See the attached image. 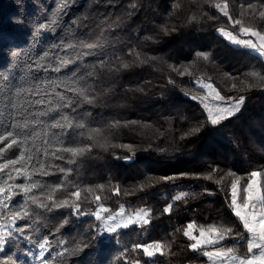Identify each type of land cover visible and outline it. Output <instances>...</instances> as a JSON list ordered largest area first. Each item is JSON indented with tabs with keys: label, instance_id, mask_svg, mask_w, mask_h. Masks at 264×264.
Here are the masks:
<instances>
[{
	"label": "trees",
	"instance_id": "obj_1",
	"mask_svg": "<svg viewBox=\"0 0 264 264\" xmlns=\"http://www.w3.org/2000/svg\"><path fill=\"white\" fill-rule=\"evenodd\" d=\"M225 4L228 15L220 10ZM62 5L67 6L57 15ZM262 14L264 0H0V81L10 77L7 85L0 84V109L8 103V88L14 92L41 84L39 94H24L32 100L43 97V103L30 106L33 115L47 113L38 115L40 123H30L27 130L28 146L37 154L32 163L38 157L71 169L65 175L50 168L56 175L34 178L48 186L62 183L57 199H75L71 193L80 190L85 213L101 204L109 209L105 216L121 206L125 212L150 211L149 224L121 229L118 242L107 234L96 240L95 216L76 219L71 208L34 215L36 235L49 236L57 252L61 241L70 248L79 246L82 251L68 258L73 264H207V246L194 251V241L184 235L189 223L195 225L194 234L201 226L223 225L247 236L230 206L231 185L239 179L242 190L252 172L264 173V58L233 45L221 30L234 36L247 27L264 35ZM41 23L51 27L34 36ZM54 43L61 46L53 49ZM13 52L20 55L13 58ZM197 52L207 53L208 59L197 57ZM64 59L73 62L54 71ZM101 60L107 62L104 69L99 68ZM184 68L188 72L180 75ZM90 71L94 75L88 77ZM73 72L91 85L92 103L63 85L43 91V82L62 80ZM195 78L210 82L224 103L244 97L240 110L220 125H211L205 109L193 99L202 94ZM55 92L71 97L76 111L51 103L58 100ZM49 107L53 111L48 112ZM4 115L7 124L6 110ZM65 115L85 127H50ZM194 127L201 131L193 132ZM64 146L91 150L55 159L51 153ZM18 155L16 148L7 153L13 159ZM259 186L264 196V175L259 176ZM180 192L188 195L174 200ZM15 200L22 202L23 197ZM169 205L170 213H164ZM32 207L35 213L42 211ZM65 218L70 223L60 228ZM27 223L31 221H17L18 226ZM238 240L230 236L208 247L233 248L234 255L247 257V240ZM152 242L163 245L153 257L133 251L135 244ZM27 247L21 239L19 249L13 247L4 255L18 253L27 264ZM50 259L55 264V252Z\"/></svg>",
	"mask_w": 264,
	"mask_h": 264
},
{
	"label": "snow or ice",
	"instance_id": "obj_2",
	"mask_svg": "<svg viewBox=\"0 0 264 264\" xmlns=\"http://www.w3.org/2000/svg\"><path fill=\"white\" fill-rule=\"evenodd\" d=\"M67 5H62L56 10L58 15L63 7ZM220 8V5H217ZM227 4L223 8H220L224 15H228ZM264 15V14H262ZM55 21H53L54 23ZM76 23V21H73ZM235 23H240L236 21ZM51 25L41 23L38 25V29L33 35H38L39 31L42 29L50 28ZM240 31L244 34L258 37L259 45L254 43L251 39H237L232 36L231 33L223 32L222 35L230 39L235 45H242L246 48L255 50L259 53L261 57H264V35L259 31H255L251 28L242 27ZM61 45L52 44L53 49L59 48ZM65 48L72 47V45H64ZM20 53L13 52L12 57L15 58L19 56ZM49 52H45L44 56H48ZM197 57H203L205 60L208 59V54L204 52H197ZM43 57L41 58V60ZM72 60L64 59L61 61L60 65L53 69L59 72L62 67ZM37 67L40 66V62L37 61ZM107 66V62L101 60L99 62V68L104 69ZM127 65H125L126 67ZM188 72V68H184V72L180 75ZM94 72H88L87 76L91 77ZM251 75L258 76V73L252 72ZM10 77L3 76L0 84L7 85ZM68 81L72 82L69 86ZM80 81H84L83 85ZM46 87L43 91L47 92L49 89L55 91V88L63 85L69 91H75L83 98L84 101L92 103L94 97L90 95L91 85L87 84L85 76H77L76 72H73L70 76L64 77L62 80L57 81H45L43 82ZM207 88H212L211 84L202 85ZM41 84L31 85L29 88L25 89L22 87L15 88L13 92L11 88L7 89V95L9 97L8 103L5 109H0V264H24V261L18 259L20 256L18 253H13L11 255L5 256L6 252H10L13 247L17 249L20 248L21 239L25 240L28 247L23 252V257L27 258V264H29V258L31 264H52L50 257H52L55 252V264H73V260H69L70 257H75L78 252L82 249L77 246L76 248H70L63 241L59 242L58 246L61 248L60 251H56L53 244L50 241L49 236L45 235L43 239L36 235L39 233V229L35 227L36 220L33 216H42L44 212L51 213L54 210H59L62 208H71V215L76 219H79L84 215L95 216L96 221L99 222V235L96 240H99L105 234L119 240L121 235V229H127L131 225H146L150 223V211L145 209H139L134 214L125 215V210L121 206L120 211L115 214H108L105 217V213H109V209L104 207L102 204L96 208L94 212L85 213L80 204L81 191L77 190L71 193V196L75 199H57L56 193L63 187V184H57L55 186L45 185L42 181L35 179L34 177L39 174L41 176L47 177L49 175H56V171H49L50 168L56 169L59 173H64L67 175L71 172V169L65 170L59 165H52L50 160H40L36 158L35 163H32L34 157L37 154L28 146V128L30 123H40L38 115H46V112H41L37 115H33L30 111V106L33 104L43 103V97L39 99L32 100L29 96H25V93H36L41 92ZM0 91H3L0 88ZM215 92V89H212ZM55 96L58 100L53 99L51 103L56 104L58 107L71 108L73 112L76 111V102L68 96L63 95L60 92H55ZM218 99L223 100L224 97L216 93ZM196 97H193L195 99ZM60 101H67L65 104H61ZM244 103V97H240L234 103L230 104L228 107L216 108V114L213 115V111L209 109L208 120L211 125H220L221 121L233 116L236 112L240 110V106ZM207 107V105H206ZM5 110L7 111V124H5ZM48 112L53 111L52 107H49ZM131 123H135L132 121ZM119 122H116V126ZM51 128H61L62 130H72L74 128H84L83 123L74 122L73 119H69L67 115L62 116L61 120H57L50 125ZM193 132H200L201 127H194ZM66 134H68L66 132ZM119 147L131 148L130 145H119ZM13 148L19 149V155L13 158H8L7 153ZM91 146L86 147H73L64 146L58 149L56 152L51 153L52 156L57 160L65 159L63 153H70L71 157L75 158L82 156L86 151H90ZM45 155H48L47 148L45 149ZM69 164L74 163L73 159H68ZM36 164L39 167H36ZM29 167L31 170H29ZM15 173V175H13ZM184 175V174H182ZM232 175V173H229ZM264 175V173L254 171L251 173L253 178ZM209 179L211 177H208ZM23 180V182H16L17 180ZM164 179H172L171 177H166ZM103 188V185H100ZM91 191V189H89ZM119 188L115 189V194H119ZM39 193V195H37ZM188 193L180 192L179 195L174 197V200H180L182 197L187 196ZM22 196V202H17L15 197ZM242 198L243 203H239L238 200ZM97 201L101 200L98 195L96 197ZM30 202V203H29ZM42 210L39 213H35L32 206ZM264 209V196L261 195L260 188L257 186L255 179L249 180L247 186H244L241 190L239 185V179L232 182L231 185V208L236 217L243 224L245 232L248 234L245 236L242 233H235L233 228L227 226H217L209 225L207 228L201 226L199 231V236L193 235V229L195 225L189 223L184 230V235L189 239L195 241L190 245V248L194 251H199L202 246H217L221 241H224L230 236H239V243H242L245 239L247 240V250L249 255L247 258H240L234 255L233 248H219L215 251H204V255L212 260L214 264L218 261L219 264H264V210L257 213V206ZM171 205L164 208V213H170ZM31 221V223L18 226L17 221ZM70 223L69 219L65 218L60 228L68 225ZM57 228V231H60ZM28 233V235H26ZM163 245L160 242L152 243H142L135 244L133 251L142 250L143 255L146 257H153L156 253L161 252ZM254 249H259L260 254L256 255ZM127 253V249L122 255ZM139 264V262H137Z\"/></svg>",
	"mask_w": 264,
	"mask_h": 264
},
{
	"label": "rangeland",
	"instance_id": "obj_3",
	"mask_svg": "<svg viewBox=\"0 0 264 264\" xmlns=\"http://www.w3.org/2000/svg\"><path fill=\"white\" fill-rule=\"evenodd\" d=\"M224 36V35H223ZM233 36V35H232ZM237 39H251L254 43H256L257 45H259V39H258V37H255V36H250V35H247V34H244V33H240L239 35H234ZM225 37V36H224ZM226 38V37H225ZM230 43H232L231 42V40L230 39H228V38H226ZM233 44V43H232ZM233 45H235V44H233ZM237 46H241V47H244V46H242V45H237ZM246 48V47H245ZM249 49V48H248ZM250 50H252V49H250ZM253 51H255V50H253ZM258 53V52H257ZM264 58V57H263ZM194 84H195V86L196 87H198V88H200L201 89V91H202V94L201 95H199V96H197L196 98H195V101H197L204 109H205V111H206V113H207V115H209V109H211L212 111H213V115H215L216 114V108H218V107H220V108H223V107H228L230 104H232V103H234L236 100H238L239 98H237V99H235V100H233L232 102H229V103H224V102H222V100L221 99H218L217 98V96H216V93H218V91L213 87V85L210 83V82H208V81H205V80H203V79H200V78H195L194 79ZM207 84H211L212 85V88H207V87H204V86H202V85H207ZM212 89H215V92H213L212 91ZM206 105H207V107H206ZM252 179H255L256 180V182H257V186L260 188V186H259V176L258 177H255V178H251L250 180H252ZM261 191V190H260ZM238 202L239 203H243V200L242 201H240V200H238ZM98 206H100V205H97L96 206V208L98 207ZM96 208H95V210H96ZM140 209H145V210H147L146 208H140ZM94 210V211H95ZM139 209H136V210H134V211H129V212H125V215H128V214H134L136 211H138ZM261 210H264V209H261V207L258 205L257 206V209H256V211H257V213H259ZM120 211V209H118L117 211H115L114 213H112V214H115V213H118ZM106 217V216H105ZM193 231V230H192ZM194 232V231H193ZM106 235V234H105ZM193 235H195V236H199V231H198V233L197 234H194L193 233ZM195 242V241H194ZM219 248H211V247H208L207 246V248L205 249V251H215V250H218ZM254 251V253L256 254V255H259L260 254V250L259 249H254L253 250ZM249 255H251L250 253H249ZM248 255V256H249ZM235 256H237V255H235ZM247 256V257H248ZM237 257H240V258H247V257H242V256H237ZM208 258V257H207ZM29 260H30V258H29ZM29 264H31V261H29ZM207 264H214V262L212 261V260H209V258H208V263ZM216 264H219V262L217 261L216 262ZM226 264H227V261H226ZM237 264H238V262H237Z\"/></svg>",
	"mask_w": 264,
	"mask_h": 264
}]
</instances>
